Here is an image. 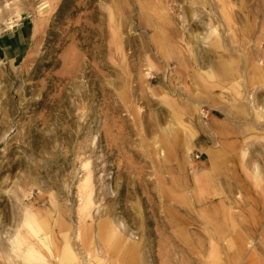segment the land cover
<instances>
[{
	"label": "rangeland",
	"instance_id": "1",
	"mask_svg": "<svg viewBox=\"0 0 264 264\" xmlns=\"http://www.w3.org/2000/svg\"><path fill=\"white\" fill-rule=\"evenodd\" d=\"M0 242L264 264V0H0Z\"/></svg>",
	"mask_w": 264,
	"mask_h": 264
},
{
	"label": "bare ground",
	"instance_id": "2",
	"mask_svg": "<svg viewBox=\"0 0 264 264\" xmlns=\"http://www.w3.org/2000/svg\"><path fill=\"white\" fill-rule=\"evenodd\" d=\"M83 187V186H82ZM86 197V196H85ZM85 199V198H84ZM85 203V202H84ZM81 207V206H80ZM88 207V206H87ZM83 208H85V207H83ZM81 211V210H80ZM84 216V215H83ZM35 218H33V220H34ZM37 223V222H36ZM34 237V236H33ZM5 239V238H4ZM2 242V241H1ZM0 242V243H1ZM1 246H2V244H1ZM5 247V246H4ZM66 247V246H65ZM68 247H66V248H64V249H67ZM63 249V250H64ZM1 251V250H0ZM67 251H69V249L67 250ZM71 253V252H70ZM64 254V253H63ZM68 254V253H67ZM67 254L65 255V256H67ZM71 255V254H70ZM69 258V257H68ZM70 260H72V259H70Z\"/></svg>",
	"mask_w": 264,
	"mask_h": 264
},
{
	"label": "crops",
	"instance_id": "3",
	"mask_svg": "<svg viewBox=\"0 0 264 264\" xmlns=\"http://www.w3.org/2000/svg\"><path fill=\"white\" fill-rule=\"evenodd\" d=\"M10 35H11L10 32L6 33V36H7V37H10Z\"/></svg>",
	"mask_w": 264,
	"mask_h": 264
}]
</instances>
